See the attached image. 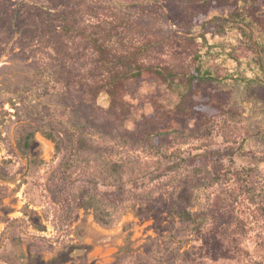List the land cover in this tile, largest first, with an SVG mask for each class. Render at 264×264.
Masks as SVG:
<instances>
[{"label": "rangeland", "instance_id": "374dc122", "mask_svg": "<svg viewBox=\"0 0 264 264\" xmlns=\"http://www.w3.org/2000/svg\"><path fill=\"white\" fill-rule=\"evenodd\" d=\"M117 1L158 4L166 28L195 39L206 77L195 85L188 113L178 110V94L165 84L137 83L128 96L133 107L125 125L134 130L144 117L163 112L183 129L169 144L192 155L193 165L220 172L223 184H161L152 197H132L112 208L109 224L80 200L63 199L55 143L38 132L25 154L17 135L32 108L71 121L83 105L56 82L65 69L51 47L37 42L42 50L33 54L16 43L17 32L0 56V69L6 67L0 73V264H264V69L256 52L243 48L245 42L262 43L263 37L250 23L246 0L236 14L221 5L211 8L212 0ZM110 104L108 95L99 97V106ZM224 120L243 128L233 160L226 154L231 144L218 129ZM83 129L112 146L110 157L150 156L142 146ZM208 141L211 147L200 148ZM250 167L256 172L254 199L243 194L230 205L233 189L243 183L236 171ZM97 168L96 160L83 161L75 175ZM220 193L225 208L214 217L209 208ZM180 205L195 213V223L180 216Z\"/></svg>", "mask_w": 264, "mask_h": 264}, {"label": "trees", "instance_id": "16d2710c", "mask_svg": "<svg viewBox=\"0 0 264 264\" xmlns=\"http://www.w3.org/2000/svg\"><path fill=\"white\" fill-rule=\"evenodd\" d=\"M240 1L212 0L210 6H225L236 14ZM124 4L117 0H0V56L17 32L20 34L16 43L33 54L42 50L37 42L51 47L57 62L65 69L56 82L66 87L70 98L81 101L84 112L81 116L80 109V116L65 121L44 115L38 108L30 109L29 121L18 131V146L27 154L38 132L51 139L61 154L57 168L63 199L80 200L82 206L92 207L102 224L111 222L112 208L132 197H152L161 184L187 183L201 187L222 185L224 181L220 172L193 165L192 155H185V150L169 144L171 137L183 133V129L176 127L175 121L163 112L144 117L134 130L125 125L133 107L128 96L135 92L137 83L165 84L178 94V110L188 113L191 109L186 103L192 99L195 85L203 83L206 77L195 39L166 28L167 17L158 4ZM246 10L263 42H245L243 48L246 52L255 51V60L264 69V0H246ZM194 16L199 20L201 14ZM175 22L179 24L177 19ZM102 94L111 100L108 108L98 105ZM83 128L124 144L142 146L150 156L146 159L110 157L109 150L114 151L112 146ZM218 129L231 144L226 154L233 160L243 128L224 120ZM211 145L208 141L200 148ZM217 154L225 155L220 151ZM92 159L98 162L99 168L85 176L75 175L79 164ZM236 173L243 183L233 189L234 200L229 201L230 205L243 194L255 197V168ZM154 181L159 182L150 186ZM65 193H68L66 197ZM222 208H225V197L220 193L209 213L215 217L221 214ZM179 210L184 220L196 222L193 211L182 205Z\"/></svg>", "mask_w": 264, "mask_h": 264}]
</instances>
